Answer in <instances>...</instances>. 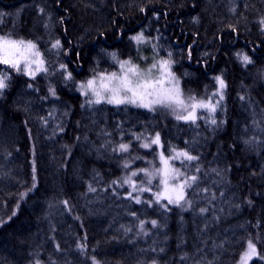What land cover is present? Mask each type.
<instances>
[{
    "label": "trees",
    "instance_id": "1",
    "mask_svg": "<svg viewBox=\"0 0 264 264\" xmlns=\"http://www.w3.org/2000/svg\"><path fill=\"white\" fill-rule=\"evenodd\" d=\"M262 20L264 0H0V39L33 42L44 63L34 76L0 63V264H235L249 241V264H264ZM140 34L156 57L172 53L183 98L218 100L215 112L193 124L79 95L135 62ZM156 135L165 155L198 157L183 162L200 166L190 206L126 198Z\"/></svg>",
    "mask_w": 264,
    "mask_h": 264
},
{
    "label": "snow or ice",
    "instance_id": "2",
    "mask_svg": "<svg viewBox=\"0 0 264 264\" xmlns=\"http://www.w3.org/2000/svg\"><path fill=\"white\" fill-rule=\"evenodd\" d=\"M264 24V20L261 21ZM133 40L137 42H142L144 40L143 34L132 37ZM59 41L54 47L58 46ZM35 45L28 43L24 44L22 41L16 42L11 40H2L0 39V63L9 64L13 68H17L21 61L25 63V65H30L35 63L37 65L36 71L43 70V62L40 60V53L33 51ZM112 57L115 59L116 54L112 53ZM30 57H35V59H31ZM245 63H250L247 56L242 57ZM172 63V53H168V59H161L159 61V70L161 72V78L153 84H151V91L145 90L143 92L137 90H130L131 95H121L119 89H112L113 95L107 98L108 104H125L131 103L133 105H137L143 108L151 109L152 105H162L164 107L170 108L172 114L175 115L177 120L191 121L195 124L197 117V109H206L210 113L215 112L216 105L211 104L210 102H205L204 100L197 101L194 97H189L187 99L182 98V93L179 87V80H176L172 73L169 71ZM63 68L64 65H61ZM122 70L126 72H131L133 74L137 73V70L134 65L129 64L128 61H124L120 64ZM27 71V68H26ZM31 75H35V73H31ZM115 77V73L112 74ZM67 79H70V74ZM220 89L224 88V82L217 77L216 78ZM167 80L169 83L175 81L172 87L165 88L163 85ZM5 87V83L3 79H0V89ZM81 94H85L86 91L90 90L94 96H96L95 103L100 104L101 96L100 91L96 90L94 87V81L88 80L87 85H80ZM55 95V93H53ZM151 97V99H149ZM223 99V95L220 96ZM139 101V103H137ZM87 103L91 104L92 101L88 100ZM187 113V114H184ZM212 124H215V119L211 120ZM137 139H141V137L137 136ZM153 144L160 143V137L157 135L155 139L152 140ZM145 148L150 147L148 143L142 145ZM128 144L120 143L119 150L120 151H128ZM171 159H178L181 161L179 167L174 166L170 163L169 158H166L163 154L160 157L162 167L161 168H150V169H142L144 176L146 177V183H141L137 185L132 177L138 175L136 171H132L131 175L125 176L123 178V183L128 184L130 186V191L126 194V198L134 200L137 204L139 203H148L151 206L153 203L159 204L161 207H164L167 210V205L162 204L161 202L166 200L168 204H175L178 207L183 208L184 204L181 201H185V191L187 189H191L194 186H199V180L201 177L192 174L191 168L194 167L196 172L200 171L199 164L195 165H186L183 161H197L198 157L190 154L189 151H176L174 157ZM126 168L128 167V163L126 162L124 165ZM159 176V186L153 185V180ZM116 183V181H113ZM89 191H95L94 188L89 186ZM207 191V189H205ZM150 192L151 196L155 199H148L146 201H142L141 195L134 193H145ZM65 206H68V202L65 201ZM185 203L191 205V201H185ZM206 211V209L201 208V212ZM152 225L155 227L157 222L155 220L151 221ZM140 231L145 235L147 234L144 231V221L140 222ZM253 255H256L255 246L249 242L248 244V252L244 254L241 258L242 264H246L247 260L250 259ZM95 264V261L93 262Z\"/></svg>",
    "mask_w": 264,
    "mask_h": 264
},
{
    "label": "rangeland",
    "instance_id": "3",
    "mask_svg": "<svg viewBox=\"0 0 264 264\" xmlns=\"http://www.w3.org/2000/svg\"><path fill=\"white\" fill-rule=\"evenodd\" d=\"M134 37V36H133ZM5 40H11V41H16V42H20L18 40H12V39H5ZM135 41V40H134ZM24 44H28V43H31L33 45H35L33 42H30V41H22ZM135 43L141 48L140 49V52H139V55H138V58L135 62H132V61H129V64L131 65H134L137 72L138 73H143L145 74V77L150 80L153 84L156 83V81H158L160 78H161V72L159 70V61L161 60L160 58L156 57V54H154L151 50H150V44H149V40L146 39L144 37V40L142 42H137L135 41ZM148 47L149 50H145V48ZM33 51H36V52H39L36 45H35V48ZM0 55H2V53H0ZM31 59H35V57H30ZM40 60L43 62L41 56L39 57ZM123 63V62H121ZM120 63V64H121ZM120 64L118 66V69L114 72H111V73H108V74H100V75H97L95 77H92L91 79H88V80H93L94 81V87L96 86L95 82L101 77V76H107V75H110L112 73H116L117 75H122L124 73L125 70H122L121 67H120ZM18 67H20L25 74L27 75H30L31 73H41L44 71V63H43V70L42 71H39L37 72L36 71V68H37V65L35 63H32L30 65H25V63L23 61L20 62V64L18 65ZM26 68H27V71H26ZM169 71L172 73V75L174 76L173 72L171 71V66H170V69ZM175 77V76H174ZM176 79V78H175ZM86 80L85 82H80L77 84V91L79 93V95L83 98H86L87 100H91L92 103L96 104L95 103V100H96V96L93 95V93L88 90L86 91L85 94H81V90H80V85L81 84H84L86 85L87 81ZM175 83V81H172L171 83H169L167 80H165V83H164V87L165 88H168V87H172L173 84ZM180 87V86H179ZM151 91V90H149ZM101 93V96L103 97V99H101V103H105V104H108L107 103V98L110 96V94H108L107 92L101 90L100 91ZM219 93L216 92H212L211 95H214V96H217ZM129 96L131 95L130 93L128 94ZM183 98V96H182ZM216 98V97H215ZM149 99H151V97H149ZM197 101H199L200 99H196ZM218 100H215V102L210 99L209 101H205V102H210L211 104L213 105H217L216 102ZM139 103V101L137 102ZM110 105H114V106H120V105H132V106H135V107H138V108H141V109H144V110H150L149 108H143V107H139L137 105H133L131 103H125V104H120V105H116V104H110ZM151 109H162L164 111H166L169 115H171L172 117L175 118V115L172 114V111L170 108H167V107H164L162 105H152L151 106ZM206 109H197V117L199 116L200 112L201 111H205ZM208 112V110H206ZM184 114H187V113H184ZM177 120V119H176ZM178 121H181V122H187V123H192L191 121H184V120H178ZM157 136V135H156ZM155 136V137H156ZM155 139V138H154ZM145 144V143H143ZM142 144V145H143ZM149 144V143H148ZM140 146V149H143L142 151H145V150H148V149H153V147L155 146L156 147V152H155V159L154 160H149L148 157H146L145 155L141 154L140 155V159L145 162V163H149V167L148 168H145V169H150V168H161L162 167V164H161V160H160V157L161 155L163 154L166 158H169L170 160V163L174 166H177L179 167L180 164H181V161L178 160V159H171L172 157H174L175 155V152L176 151H183V150H172L168 155H165L163 153V150H162V147H161V143L159 144H152L150 143V147L148 148H145L143 146ZM156 161V162H155ZM186 161V160H185ZM184 162V161H183ZM153 163H156V165H153ZM132 171H136L138 173L137 176L135 177H132L133 181L137 184V185H140L142 182L143 183H146V177L144 176V173L142 171V169L139 170V168H135V169H132L130 170L128 173H127V176L131 175V172ZM159 176L153 180V185L155 186H159ZM124 184V183H123ZM128 185V184H127ZM128 188H129V191L131 190L130 189V186L128 185ZM128 191V192H129ZM145 193H150V192H145ZM136 194H139L141 195L142 197V193H134V195ZM154 197H153V201H154ZM166 201V200H165ZM167 202V201H166ZM183 201H181L182 203ZM175 205V204H174ZM251 242V241H249ZM249 242L246 243L245 245V248L244 250L240 253L239 257H238V260L236 261L235 264H242V261H241V258L244 256V254L246 252H248V244ZM252 243V242H251ZM253 244V243H252ZM254 245V244H253ZM255 246V245H254ZM256 249V248H255ZM257 256V251H256V255H253L250 259L247 260L246 264H249L255 257Z\"/></svg>",
    "mask_w": 264,
    "mask_h": 264
},
{
    "label": "clouds",
    "instance_id": "4",
    "mask_svg": "<svg viewBox=\"0 0 264 264\" xmlns=\"http://www.w3.org/2000/svg\"><path fill=\"white\" fill-rule=\"evenodd\" d=\"M112 59L115 60L113 57ZM112 74L101 76L95 82V89L98 91L103 90L110 94V96L113 95V92L111 91L112 89H119L122 96L125 94L128 95L129 93L131 94L130 90H137L141 92L151 90L150 80H148L143 73L137 72L136 74H133L131 72L124 71L122 75H117L115 73V77H113Z\"/></svg>",
    "mask_w": 264,
    "mask_h": 264
}]
</instances>
